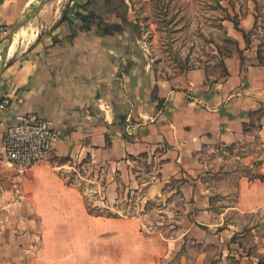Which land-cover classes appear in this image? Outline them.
I'll use <instances>...</instances> for the list:
<instances>
[{"label":"crops","instance_id":"1","mask_svg":"<svg viewBox=\"0 0 264 264\" xmlns=\"http://www.w3.org/2000/svg\"><path fill=\"white\" fill-rule=\"evenodd\" d=\"M38 2L0 0V28L9 33ZM84 2L49 0L19 32L0 72V101H12L0 109V155L17 114L37 113L61 136L26 177L0 160V264H159L168 251V239L140 235L135 217L89 215L79 189L59 174L65 165L51 158L74 165L89 158L92 179H105L112 199L121 183L145 186L151 199L173 194L165 188L172 181L185 234L218 246L217 264H264V231L251 230L248 256L231 243L242 229L229 219L264 210V184L255 178L264 176V66H243L236 53L224 59L228 74L213 81L201 69L160 77L144 58L118 54L120 34L79 32L74 13ZM7 35L0 34L1 49ZM93 219L130 227L96 250ZM202 256L187 264H202Z\"/></svg>","mask_w":264,"mask_h":264},{"label":"rangeland","instance_id":"2","mask_svg":"<svg viewBox=\"0 0 264 264\" xmlns=\"http://www.w3.org/2000/svg\"><path fill=\"white\" fill-rule=\"evenodd\" d=\"M231 2L239 15V18L233 19V21L241 22L240 26L246 32L252 30L248 35L247 45L241 34L234 30L233 23L224 20L226 13L219 9L218 4L225 8L231 17L233 16L230 6L224 0H155L147 2L126 0L125 3L128 6L126 18L136 24L140 38L137 39L136 34L130 28L123 26V33L117 34L113 43L121 46L119 55L124 54L127 59H140L141 57L150 62L160 77H172L187 70L201 69L209 77V81L218 79L223 76L222 60L225 58L222 57V52L233 49L230 44L223 42L225 38L237 39L238 47L242 50L241 63L243 66L251 64L264 66V0H255L256 4L248 0H231ZM92 10L107 23H121L117 12L103 9L100 0L95 2ZM243 14L252 17L251 24L246 25V22L243 21L246 16L242 17ZM93 30L95 33L98 32L95 27ZM20 34L18 33L10 54L20 42ZM233 54L236 52L233 51ZM88 162L89 158H86L81 163L74 165L72 160L51 158L52 164L65 165V168L59 171L60 176L79 189L84 204L88 208L110 212L121 217L122 220L125 219L124 217H135L140 229L139 233L144 237L164 239L162 234L156 230V227L164 226L163 229L170 232L167 234L168 236H164L168 237L169 252L167 251L165 256L160 258L159 264H187L192 262L197 254L203 255L202 264H212L213 258L220 255L218 246L217 251L208 248L204 250V247L201 250L186 248L181 251L183 237L187 236L185 234L187 223L180 222L184 207L180 191L174 182L171 181L165 187L166 190L176 189L173 194H162L151 199L145 195V186L137 189L121 183L118 185L117 197L112 199L113 196L107 189L105 179H92ZM232 183L233 181H231ZM224 201L230 205L233 197L230 196ZM146 204H148L147 207ZM229 219L240 225L242 231L238 233L239 242L242 243L244 251L251 252L253 244H256L251 230L255 229L258 236L263 234L264 210L243 215L230 213ZM167 220L169 222L174 220L178 229L166 228ZM92 226L96 250L107 245L105 244L106 240H116L111 237L119 235L120 229L127 228L128 230L130 227L128 223L116 222L113 224L103 219H93ZM194 234L199 238L200 233ZM204 244L215 245L211 242ZM152 245V239L144 240L142 250L145 252V250L151 249ZM218 259L217 257L215 260L218 262ZM229 261L228 264H234V261Z\"/></svg>","mask_w":264,"mask_h":264},{"label":"trees","instance_id":"3","mask_svg":"<svg viewBox=\"0 0 264 264\" xmlns=\"http://www.w3.org/2000/svg\"><path fill=\"white\" fill-rule=\"evenodd\" d=\"M97 0H85L84 4H82L81 6L77 7V11H75L74 15H75V20L78 22V24L74 27H76V29L79 32H89L90 30H92L94 27L96 28V30L98 31V33H100V35H104V36H114L116 34H121L123 33V26H126L128 28H130L135 34L137 39L140 38V33L138 32L137 26L135 23L130 22L127 20L126 18V12L128 10V6L125 3L126 0H100L101 4L103 5V9L107 10V11H112V12H117V17L121 20V23H107L105 22V20L97 13H95L92 10V6L95 4ZM151 1H155V0H151ZM226 1V3L230 6L232 12H233V16L231 17L228 13V11L223 8L222 6H220V4H218L219 9H221L224 13H226V18H224V20H229L233 23V28L234 30H236V32H239L242 36V39L244 40V43L247 45L248 44V35L251 33V31L246 32L244 31L241 27H240V23L237 20L233 19H238L239 15L236 11V9L234 8V4L231 2V0H224ZM248 1H253L254 4H256L255 0H248ZM245 17L246 15L243 14L242 17ZM65 15L62 17V21L65 20ZM69 24L73 26V22L69 21ZM254 28V26H253ZM74 34H72L73 37ZM224 43L230 44L232 46L233 49H228L224 52H222V57L224 58H230L233 54V51H235L239 57H240V61L242 60V50L238 47V42L234 39L231 38H225L223 40ZM222 62H224V60H222ZM223 76H226L227 70L226 67L223 63ZM69 161V158H65ZM256 179H258L261 183L264 184V176L263 175H256L255 176ZM150 204V203H149ZM148 204H146L147 207ZM86 211L89 215L94 216V217H102V218H117L119 216L112 214L110 212H104L101 211L100 209H95L92 210L90 208H88L87 206H85ZM174 220H172V222H169V220H167V224H166V228L167 227H172L174 229H178V226L174 224ZM196 226L202 230H207L206 227L201 226L196 224ZM163 227H156V230H158L159 233L162 234V237L164 239H167L168 237H164V236H168L167 234H169L170 232L166 231L163 229ZM173 231V230H172ZM166 234V235H165ZM231 243H235L237 244L240 248H243L242 243L239 242V235L237 236L234 235L231 239ZM204 247V250H206V248L208 249H213L215 251L218 250V247L215 245H209V244H204L203 242H199L195 239H191L188 238L187 236L183 237V243L181 245V251H184L186 248H195L198 250H201ZM203 251V250H202ZM220 251V249L218 250ZM247 255H250L249 251H246ZM221 256V252L219 256H215L213 258V263L212 264H216L217 260H215L217 257L219 258ZM229 259H234V258H229ZM234 261V260H233ZM259 263L261 264V261H259Z\"/></svg>","mask_w":264,"mask_h":264},{"label":"built area","instance_id":"4","mask_svg":"<svg viewBox=\"0 0 264 264\" xmlns=\"http://www.w3.org/2000/svg\"><path fill=\"white\" fill-rule=\"evenodd\" d=\"M7 33L5 28H0L1 35L6 36ZM11 105L9 98L0 101L1 110ZM60 140V133L47 119L33 112L17 114L5 129L0 160L23 178L34 165L50 158Z\"/></svg>","mask_w":264,"mask_h":264},{"label":"water","instance_id":"5","mask_svg":"<svg viewBox=\"0 0 264 264\" xmlns=\"http://www.w3.org/2000/svg\"><path fill=\"white\" fill-rule=\"evenodd\" d=\"M48 1L49 0H39V2L35 6L30 8V10L28 12H26L16 22V24L13 26V28L10 30V32L8 33L7 38H6L7 39L6 43L3 46L2 50L0 51V72L3 69L4 63L7 59V57L9 56L10 48L12 47L18 33L24 28V26L29 24L32 20H34L38 16L39 12L41 11V9L45 6V4Z\"/></svg>","mask_w":264,"mask_h":264},{"label":"bare ground","instance_id":"6","mask_svg":"<svg viewBox=\"0 0 264 264\" xmlns=\"http://www.w3.org/2000/svg\"><path fill=\"white\" fill-rule=\"evenodd\" d=\"M21 39H22V38H21ZM12 47H13V45H12ZM12 47L10 48L9 54H10V52H11V51H12V49H13Z\"/></svg>","mask_w":264,"mask_h":264}]
</instances>
